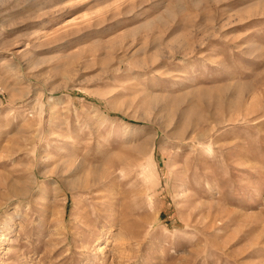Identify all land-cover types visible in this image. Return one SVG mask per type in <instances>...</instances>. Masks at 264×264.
<instances>
[{
  "label": "rangeland",
  "instance_id": "374dc122",
  "mask_svg": "<svg viewBox=\"0 0 264 264\" xmlns=\"http://www.w3.org/2000/svg\"><path fill=\"white\" fill-rule=\"evenodd\" d=\"M0 264H264V0H0Z\"/></svg>",
  "mask_w": 264,
  "mask_h": 264
}]
</instances>
